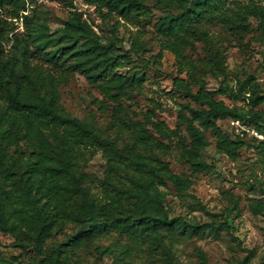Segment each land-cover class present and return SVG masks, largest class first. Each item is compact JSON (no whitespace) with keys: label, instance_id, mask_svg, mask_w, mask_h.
I'll return each mask as SVG.
<instances>
[{"label":"trees","instance_id":"obj_1","mask_svg":"<svg viewBox=\"0 0 264 264\" xmlns=\"http://www.w3.org/2000/svg\"><path fill=\"white\" fill-rule=\"evenodd\" d=\"M34 1L0 0V231L14 235L13 245L32 247L40 255L34 264H69L62 246L78 245L82 238L90 239L111 228L133 238L147 239L152 249L161 246L165 264H177L170 241L165 242L164 238L201 234L205 224L169 216L156 182L167 181L177 193H182L189 186L188 178L171 172L167 161L149 153L131 155L127 148L110 149L107 145L114 147V140L108 142L91 123L59 106L58 85L72 72L82 74L104 98L116 103L128 89L138 87L143 75L114 72L118 64L116 41L120 39L101 41L79 10H71L62 26L50 32L46 22L35 17V5L30 15L22 13ZM83 1L102 15L116 14L133 22L150 9L163 11L154 23L155 31L165 38L163 47L172 49L181 59L186 57L183 49L190 37L207 39L204 28L199 26L202 21L216 19L234 31L247 27L244 21L248 16L264 23V5L256 0ZM20 17L21 34L13 32L14 21ZM219 66L220 58L213 53L212 62L207 61L198 69L215 74ZM185 92L200 104L198 108H189L190 116L184 117L195 151L207 144L203 134L207 127L212 129L215 147L221 152L234 154L244 144L242 137L229 138L221 132L216 121L225 116L248 122L264 134V117L259 112L246 113L224 106L213 97L217 89L205 90L200 85L196 93L189 89ZM260 98L255 95L251 101L258 102ZM144 117L161 137L173 134L161 121L147 114ZM132 129L142 148L164 147L135 123ZM91 146L101 149L106 163L117 171L98 199L89 192L84 174L76 171L77 160L86 157L82 148ZM190 149L184 150L189 156ZM189 162L192 171L210 168V164L197 157L190 156ZM123 175H128L126 185L122 183ZM40 180L46 182V187ZM261 208L262 204H254V211ZM67 221L80 226L71 238L50 252L44 251L41 244L50 229ZM21 224L25 229H18ZM130 253L129 245H124L115 256L120 264H128L124 258ZM251 253L248 251L238 264H244ZM1 263L12 264L0 253Z\"/></svg>","mask_w":264,"mask_h":264},{"label":"rangeland","instance_id":"obj_2","mask_svg":"<svg viewBox=\"0 0 264 264\" xmlns=\"http://www.w3.org/2000/svg\"><path fill=\"white\" fill-rule=\"evenodd\" d=\"M256 1L264 5V0ZM34 5L35 17L46 22L50 32L62 26L71 10H79L101 41L120 39L116 41L118 64L114 72L143 75L138 87L128 89L116 103L104 98L82 74L72 72L58 85L59 106L91 123L108 142L114 140V147L107 145L110 149L127 148L131 155L149 153L167 161L171 172L188 178L189 186L182 193H177L167 181L156 182L163 192L162 203L169 216L205 224L201 234L164 238L165 242L170 241L177 264H238L248 251L252 253L244 264H264V134L248 122L225 116L216 121L221 132L229 138L242 137L244 144L234 154L221 152L215 147L212 129L207 127L203 129L207 144L195 151L184 119L190 116L189 108L200 106L185 90L196 93L200 85L205 90L217 89L213 97L224 106L246 113L257 111L264 117V23L248 16L244 21L247 27L234 31L216 19L202 21L199 26L204 28L207 39L190 37L183 49L186 57L181 59L172 49L163 47L165 38L155 31L154 23L163 11L150 9L147 15L133 22L116 14L102 15L83 0H35L22 13L30 15ZM171 9L175 11L176 7L172 5ZM14 24L13 32L21 34V17ZM213 53L220 58L215 74L198 69L203 63L212 62ZM43 65L54 68L48 63ZM255 95L261 97L258 102L251 101ZM144 114L161 121L173 134L169 138L158 135L145 121ZM234 119L238 120L237 124L231 122ZM134 123L164 147L142 148L132 129ZM186 148H191V157L205 161L210 168L192 171L190 156L184 152ZM82 152L86 157L77 160L76 171L84 174L89 192L98 199L117 171L106 163L101 149L91 146L82 148ZM127 177L123 175L125 185ZM40 184L46 187L44 180ZM256 203L262 204L258 211H254ZM79 226L74 221L53 226L42 241L43 250L50 252L71 238ZM18 229H25L24 224ZM13 240L14 235L0 231L3 258L12 264L37 262L40 255L32 247L15 246ZM124 245H129L131 250L130 256L124 258L128 264H165L161 246L152 249L147 239L133 238L112 228L90 239L82 238L78 245L62 247L69 264H120L115 252Z\"/></svg>","mask_w":264,"mask_h":264},{"label":"built area","instance_id":"obj_3","mask_svg":"<svg viewBox=\"0 0 264 264\" xmlns=\"http://www.w3.org/2000/svg\"><path fill=\"white\" fill-rule=\"evenodd\" d=\"M231 122L237 124V123H238V120H237V119H234V120H231ZM243 126L247 127L249 130L253 131V129L250 128V126H246V125H243ZM243 126H242V127H243ZM254 132H255V131H254Z\"/></svg>","mask_w":264,"mask_h":264}]
</instances>
